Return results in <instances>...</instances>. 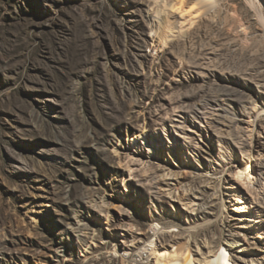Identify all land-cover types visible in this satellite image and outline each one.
<instances>
[{"label":"rangeland","instance_id":"374dc122","mask_svg":"<svg viewBox=\"0 0 264 264\" xmlns=\"http://www.w3.org/2000/svg\"><path fill=\"white\" fill-rule=\"evenodd\" d=\"M145 241L264 264V0H0V264Z\"/></svg>","mask_w":264,"mask_h":264},{"label":"bare ground","instance_id":"6f19581e","mask_svg":"<svg viewBox=\"0 0 264 264\" xmlns=\"http://www.w3.org/2000/svg\"><path fill=\"white\" fill-rule=\"evenodd\" d=\"M244 172H245L244 168L243 169H240V168L237 169V172H235V174H234L235 178L238 181L239 180L242 181V178L244 177ZM174 250H175L174 246H172L171 250H168L165 246L155 244L153 241H145L142 248H140L138 250V252L141 255L145 254V258H142L141 264H149L148 262H149L150 258H152L154 260L153 264H174L173 263ZM129 254H130V251L127 248L121 249L120 255L122 257H128ZM236 260H241V257H237ZM133 264H134V262H133ZM184 264H192V263H190L189 261L186 260L184 262ZM202 264H231V263H228L225 254L222 253V254H217V255L214 254L211 258L203 259Z\"/></svg>","mask_w":264,"mask_h":264}]
</instances>
